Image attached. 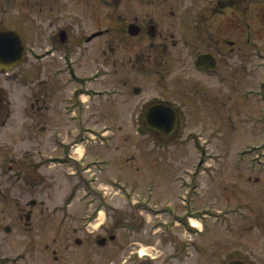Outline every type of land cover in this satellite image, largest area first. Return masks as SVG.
I'll list each match as a JSON object with an SVG mask.
<instances>
[{
  "label": "rangeland",
  "instance_id": "374dc122",
  "mask_svg": "<svg viewBox=\"0 0 264 264\" xmlns=\"http://www.w3.org/2000/svg\"><path fill=\"white\" fill-rule=\"evenodd\" d=\"M175 1L139 4L123 0L116 6L113 0H101L99 5L97 0H36L38 8H31L26 0H0V20L10 27H15L11 19L17 17L18 5L23 11L41 9L42 16L61 10V26L70 31L67 42L76 71L89 76L96 62L101 64L97 68L102 75L95 89L107 91L114 85V78L107 76L113 59L117 68L124 59L138 56L140 48L151 54L146 64L145 60L137 61L143 67L131 59L138 68L126 72L121 66L117 80L124 73L129 80L122 95L104 93L89 101L82 95L88 102L85 124L96 133L79 131L85 142L75 154L83 156L78 167L52 160L49 168L38 169L36 159L32 168L19 159L12 164L27 170V183L20 186L34 192L29 197L35 200V215L30 232L22 231L15 219L2 222L0 264H121L129 249L166 256L185 247L186 255L181 253V260L173 264H235L234 259L241 264H264V0H224L228 2L221 7H217V0L196 3V9L208 11L205 30H212L214 39L224 34L228 57L238 68L235 74L229 70L226 92L213 80L192 73L189 48H181L182 43L171 47L173 41L178 42L176 19L169 17L172 4L179 9L194 0ZM213 9L220 15L212 14ZM158 11L162 18L154 16ZM152 17L158 21L153 38L143 23ZM135 18L146 26L140 35L146 36L142 42L137 36L121 34ZM219 21L223 25L227 21L225 31L219 32ZM99 30L104 34L85 40ZM186 30L189 36L191 31ZM162 41L169 48L164 59L151 46ZM114 44L118 50L111 55ZM25 54L26 60L9 73L24 72L29 84L35 69L28 49ZM59 56L54 50L53 61L47 60L40 77L47 78L50 90L46 129L60 132V139L72 140L77 130L67 121L64 108L75 103L74 98L68 103L65 99L71 97V87L79 85L71 84L66 90L60 74L48 80L49 72L53 74V66H57L52 62L62 64ZM35 68L38 72L39 66ZM181 75L193 80L185 87L178 86ZM196 82L202 85L197 91ZM134 86L141 87L139 94L133 93ZM26 89L13 92L17 98L15 115L23 106L28 111L29 97H20ZM247 93L250 97L245 98ZM154 96L183 106L181 120L170 135L148 131L139 123L142 103ZM16 133L21 129L17 127ZM9 165L4 162L3 170ZM80 172L82 177H76ZM187 216L196 222L197 229L203 228L201 234L188 230L189 225H180ZM124 220L132 231L116 228V243H94L96 235L109 234L112 225ZM159 220L163 225L153 235L150 224ZM86 221L89 226L83 225ZM5 224L12 226L11 233L2 231ZM170 228L172 235L168 236Z\"/></svg>",
  "mask_w": 264,
  "mask_h": 264
},
{
  "label": "flooded vegetation",
  "instance_id": "af4514ba",
  "mask_svg": "<svg viewBox=\"0 0 264 264\" xmlns=\"http://www.w3.org/2000/svg\"><path fill=\"white\" fill-rule=\"evenodd\" d=\"M97 1L99 5V1L101 0ZM122 1L123 0H113L114 5L116 4V6H118L119 3ZM134 1H137L139 4L145 2L152 4V0ZM162 1L163 0H159V2L161 3ZM197 1L198 0L189 1L188 3L181 5L179 9L175 8L174 4H172V10L169 11V17H173L176 19L175 31L179 43L177 41H173L171 47L175 48L178 44L182 43L180 45L181 48H189V52H191V54L189 53L188 56L191 57L192 60V73L199 74L206 77L207 79L213 80L216 86H219L220 89L226 92L227 82L230 74L229 70H231L232 74H235L238 68L235 69L233 67V62L232 60L230 61V58L228 57L229 51L227 52L225 47L226 44L222 42V40H224L222 39L224 34L223 36L220 35L221 37L216 36V38L214 39V37L212 36L213 33L210 32L212 30H209V32L205 30V24L208 20V11L206 12L205 9H196L195 7L197 5ZM217 1V7H221L225 4V2H228L224 0ZM26 2L29 4V6H31V8H38L36 0H26ZM176 2H180V0L175 1V3ZM18 8L19 10L17 17L11 19L15 27L7 26L5 24V21L2 22V20H0V29H10L19 35V37L23 41V49H28V51H30L31 67H34L35 70L32 71L34 75L30 77L29 84L26 80L27 76L24 74V72L2 74L3 78L1 79V81L3 84L0 85V134H2L4 137H0V225L5 219H15L16 223L20 225L22 231L30 232L34 223V207L36 203L34 199L30 198L29 196L31 193L34 192L30 189H25L26 187L20 186L21 182L27 183V180L25 179V171L27 170L23 169L24 171H21L20 168H16L15 165L12 166V164L19 159V161H23V163H29V167L32 168V166H34L36 162L37 167L46 166L48 162L47 152L51 151L52 132L51 129H46V124L50 120L48 112L51 108V100L50 90L47 89V84H49L46 81L47 78L45 80H40V77L42 76V68H44V65L46 64L47 60L49 62L53 61V57L51 56H53L54 50L57 51V53L60 52V56L58 57V59L61 61L62 64L58 65V62H52L55 63V65L57 66H53V74L49 72L48 80L54 79L56 75L60 74L63 75V78L62 76L60 77L62 87H65L66 90L71 84L81 85L71 87L74 90L72 92H74L73 94L77 101H80L79 98L84 94L90 95L94 98L101 97V93L103 91L101 89H95V85L98 83L102 72L100 68H97L101 65L98 62H96V67L93 72L89 74V76L79 75V73L76 71L75 60L71 58L70 46L67 42V38L69 36L70 31H68L67 28L61 26L63 22V16L59 14L61 10L49 16H42L41 9H39V11H23L21 10L20 5H18ZM38 12L39 16L37 15ZM160 13V11L155 12L154 16H156L157 18H162V14ZM211 13H216L220 15L215 9H213ZM97 15H99L98 12ZM149 16L150 14H146V17ZM156 17H152L145 22L142 21L144 24L147 25L148 34L151 38L156 36L158 24ZM144 24L137 22V18L131 19L127 27L124 29V32L120 29L121 34L122 36L123 34L129 35V37L137 36L139 37L138 40L142 42L146 37L140 36L146 31V26ZM216 24L217 26L220 25L224 27L223 30L221 27V30L219 32L225 31L227 29V21L225 22V25H223L222 21H219ZM129 27H131V33L128 31ZM187 28H189V30L191 31V34L189 36L187 34ZM136 32L137 34L134 35ZM204 33H207L206 37ZM159 37H162L161 33H159ZM170 37L173 38V35L171 34ZM29 39H31L30 42H28ZM163 39L166 40V37L163 36ZM85 40L88 42L91 39L87 40L86 38ZM151 46L153 47L152 49H154V52L155 49L158 50L162 59L167 57L169 48L167 47L165 41L157 43L156 46L152 43ZM110 48V54L113 55L118 50V44H114V46ZM145 49L146 48H140V54L138 56L133 59L131 57H128L129 61L128 58L127 60L124 59L120 66H118L117 68L116 60L113 59V61H111V66L109 68L107 76L113 77L115 83L110 87L111 89L108 90L110 96L113 94H117V96H120L123 92L125 93L122 87H127L129 80L127 76H125L126 73L123 74V77L117 80V72L123 70V68L126 72H130L131 70H133V68H138L139 66L133 67V63L131 62L132 60L134 62L145 60L146 64V59L148 58L147 56H150L151 54H149L148 52V55H146ZM25 55L26 54L24 53L22 61L26 60ZM206 57L208 58L206 59ZM156 58L159 59L157 56ZM212 58L215 61V64L212 67L207 68L206 70H200L196 67V63L198 60H201V63L203 62L202 60H206L207 65H211L209 61H211ZM137 64L143 67L142 64H139L138 62ZM37 65L39 66L38 72L35 68L37 67ZM192 65L194 67H192ZM121 66L123 68H121ZM101 67H104V65H102ZM104 74L105 73H103V75ZM177 80H179L178 86L185 87L186 84L193 79L190 76L185 78L181 75ZM85 83H88L86 87L84 86ZM198 84L197 82L194 84V87L197 88L195 91L199 90V86L202 87L200 83ZM139 87L140 86H134L133 93L139 94L141 92V87L136 91V88ZM24 88H27V91L22 90V95H20V97L22 96L21 100H23V97H29L30 102L28 111L24 107H21L18 109L19 112H17V114L15 115V102L17 98L14 97L13 92H16L17 89L19 90ZM190 88H192V85L189 87V90ZM68 97H66V99H68ZM157 102H164L165 104L170 105L171 107H173L174 112L176 114H179L183 107L181 106L180 108V104L174 105L173 103H169L167 99H163L162 101H160L159 99H151L146 100L142 103L141 113H145L147 108L151 104ZM142 120L144 121V119ZM17 127L19 130L21 129L20 134L16 133ZM7 130L10 131L6 133ZM15 146H17L19 149L17 150ZM67 155L69 157V154ZM35 159L37 161H35L33 165L32 162ZM4 162L10 163L6 171L3 170ZM38 163L41 164L38 165ZM27 197L28 199H26ZM126 228L128 229V227ZM1 229L4 233H11L12 226L4 225ZM120 229H124V227H120ZM115 230L116 226L112 225V227L110 228L111 233L108 234V236H110ZM99 239H97L96 241H98ZM116 241L117 238L114 240V242L116 243ZM126 248L127 244L125 245V249ZM133 253L134 251H132V249L127 250L126 259L120 260V263L173 264L179 258L180 251L177 249V251H175L173 254H168L166 256L159 255L157 254V252L154 254L149 253L147 257H144L140 260L136 259L133 256ZM233 261L236 262L235 264H241L240 260L234 259Z\"/></svg>",
  "mask_w": 264,
  "mask_h": 264
},
{
  "label": "water",
  "instance_id": "95a60500",
  "mask_svg": "<svg viewBox=\"0 0 264 264\" xmlns=\"http://www.w3.org/2000/svg\"><path fill=\"white\" fill-rule=\"evenodd\" d=\"M7 35L12 34L11 32H6V34L0 32V60H3L4 58H10L12 60L9 59L7 61L16 62L20 58L21 52L20 54H18L16 50H13L12 45L10 44L12 43V39ZM0 66L2 67V65ZM10 67L4 66V68ZM148 116L149 119L152 120L154 124H156L155 126L159 127L160 125H162L164 127V132H168L173 125L174 120L171 117L169 110L164 109L160 106H156L153 111L151 110Z\"/></svg>",
  "mask_w": 264,
  "mask_h": 264
},
{
  "label": "bare ground",
  "instance_id": "6f19581e",
  "mask_svg": "<svg viewBox=\"0 0 264 264\" xmlns=\"http://www.w3.org/2000/svg\"><path fill=\"white\" fill-rule=\"evenodd\" d=\"M194 223V226L196 225V223L195 222H193Z\"/></svg>",
  "mask_w": 264,
  "mask_h": 264
}]
</instances>
